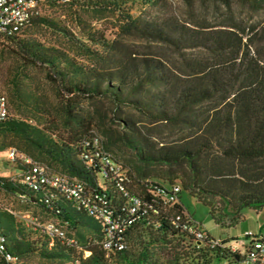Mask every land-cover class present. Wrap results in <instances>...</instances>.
<instances>
[{
	"label": "trees",
	"instance_id": "16d2710c",
	"mask_svg": "<svg viewBox=\"0 0 264 264\" xmlns=\"http://www.w3.org/2000/svg\"><path fill=\"white\" fill-rule=\"evenodd\" d=\"M138 1L160 7L162 0ZM246 1L254 10L264 8V0ZM39 2L59 8L77 31L62 25L63 19L35 14L14 31L0 30V42L12 45L22 64L44 68L69 123L64 132L14 118L8 110L0 129L21 141L28 157L81 180L86 193L107 201L114 218H124L128 198L103 176L99 155L84 144L93 136L89 133L91 122L74 112L80 100L105 98L111 107L110 119L123 129L119 135L122 145L133 152L142 168L154 167L157 172L137 171L140 189L134 192L129 188V192L140 195L151 207L123 231V249L105 251L100 246L104 226L97 216L44 184L34 187L25 183L22 175L27 166L9 160L20 178L12 181L0 176V189L40 209L70 231L67 236L75 237L78 228L92 235L78 233L84 238L83 242L74 238L79 249L25 225L8 209H0L2 262L5 254L16 258L14 264L32 255L66 264H209L214 257L234 264L246 260V244L241 252L240 248L232 250L227 239H218L213 247L206 241L198 243L173 220L175 214L185 218L181 202L164 204L163 200L173 184L207 205L202 195L218 196L224 206L218 213L210 207V214H217L215 219L220 222L222 216L237 218L244 209L264 206V19L246 26H197L175 17L133 15L127 4L134 0H37L36 4ZM222 2L227 4V0ZM104 14L118 22L115 38L93 25ZM38 26L67 38L77 57L40 39L18 37L29 27ZM122 35L162 43L175 52L177 62L153 53L126 52L118 41ZM105 59L111 64L101 66ZM18 96L35 114H47L33 97L25 99L20 92ZM156 127L176 129L181 134L167 139L148 131ZM3 149L0 146V151ZM101 149L107 151L106 147ZM118 163L132 180L127 168ZM178 173L183 175L181 179H176ZM157 189L160 192L154 194ZM139 237V253L132 259L131 240ZM83 250L89 252L85 257Z\"/></svg>",
	"mask_w": 264,
	"mask_h": 264
},
{
	"label": "rangeland",
	"instance_id": "374dc122",
	"mask_svg": "<svg viewBox=\"0 0 264 264\" xmlns=\"http://www.w3.org/2000/svg\"><path fill=\"white\" fill-rule=\"evenodd\" d=\"M127 6H129L130 13L133 15L141 14L143 17L158 16L160 18L175 17L197 26H219L229 25L230 23L246 26L251 21L256 22L264 19V8L254 10L246 0H227L226 5L223 4L222 0H162L160 7L143 5L138 0H134V2H128ZM35 10L40 16H48L57 21L65 20V23L62 22V25H65L67 29L74 28L71 20L65 17V15H61L62 11L59 8L50 7L45 2H39L36 4ZM104 15L102 20L93 22V25L104 29L108 37L115 38L118 22L115 17L109 14ZM73 30L77 31L75 28ZM18 37L40 39L45 43L58 46L69 55L77 57L75 46L63 35L46 26L29 27L19 34ZM118 41H120L122 48L126 52L136 50L139 53H153L171 63L177 62L178 59L175 52H172L169 47L162 43L149 42L139 37L123 35L118 37ZM107 60L109 59H105L104 62L100 61V65H106L107 63L108 66L111 64V62L108 64ZM44 71L43 67L22 64L14 55L12 45L7 41L0 42V94L7 98L9 114L14 118L27 119L32 123L64 131V129H67L66 125L69 122L64 118L63 102L58 98L54 84L45 77ZM18 92L25 99L28 95L36 99L47 114H35L19 98ZM77 105L74 112L77 113L78 117H83L84 121L89 120L91 122L89 133L97 138L98 143L102 147L107 148L106 152L113 160L122 163L131 174L132 180H128L126 183L128 188L134 192L139 191L140 176L137 171L157 172V170L154 167L142 168L135 159L133 152L122 145L119 135L123 129L114 125L110 119L111 107L109 101L105 98L83 99L78 101ZM143 129L147 131L145 128ZM148 131L154 135L160 134L159 137H166L167 139L176 138L181 134L176 129L162 127H156L154 130ZM0 146L4 147L0 151V176L12 181H18L20 176L18 170L11 164V160L8 158V149L13 147L26 155L29 154L23 150L21 141L2 129H0ZM30 157L45 165L39 159L33 156ZM49 170L51 169L49 168ZM159 171L164 172L162 170ZM182 177L183 175L178 173L176 179H181ZM148 179L161 180L159 177H149ZM201 197L210 206L192 196L188 190L182 189L179 193V201L184 207L185 215L188 217L191 225L200 231L207 232L211 237L225 238L230 244L236 243V247H240L241 252H244V248L243 246H239V242L248 241L249 237L244 235L245 231L250 230L256 234L260 227L264 229V206L256 211L244 209L237 218L231 217V215L222 216L223 221L220 222L218 219H215L217 214L214 217L210 214V207L218 213L224 206L222 199L218 196L207 194ZM0 209L19 211L17 216L21 219L24 217L26 224L29 219L38 223L50 221V218L42 213L40 209L20 201L13 193L5 192L2 189H0ZM63 229L71 235L70 231H67L64 227ZM78 233L83 237L92 235L90 231L83 228H78L77 232L74 230L73 234L79 242H83L84 238H80ZM140 239L141 237L131 240L129 254L132 259L139 253L140 245L138 241ZM82 254L84 257L86 256V253L82 252ZM20 263L66 264V262H62L61 260H46L36 255L22 259ZM0 264H4L1 258ZM209 264H228V260L223 257H214ZM234 264L251 263L247 260H241Z\"/></svg>",
	"mask_w": 264,
	"mask_h": 264
},
{
	"label": "built area",
	"instance_id": "2783aa9c",
	"mask_svg": "<svg viewBox=\"0 0 264 264\" xmlns=\"http://www.w3.org/2000/svg\"><path fill=\"white\" fill-rule=\"evenodd\" d=\"M36 1L0 0V30L6 32L14 31L27 19L37 14L35 10ZM8 116L7 99L0 94V121L5 120ZM84 144L91 145L94 148L95 155H99L103 176L109 177L114 182L117 190L127 196L129 202L127 215L124 218H114L107 201L98 194L86 193L84 183L81 180L51 171L42 163L32 160L13 147L8 149V158L11 161H18L27 166L26 171L22 175L25 183L34 187L35 185L44 184L49 189L58 192L65 199L74 201L86 213L97 216L104 226V237L100 241V246L103 250L108 251L112 247L121 250L124 248L121 234L138 215L145 212L151 205L144 201L140 195L129 192L130 190L126 184L129 178L125 170L106 151L101 149V144L98 143L94 135L86 139ZM179 191L180 186L178 184L171 185L165 193L163 203L177 202L179 200ZM159 192L160 189H157L154 194ZM173 220L178 227L192 235L198 243L206 241L210 247L218 243V239L211 237L207 232L194 228L186 215L184 218L180 214H175ZM28 222L26 225L38 228L49 236L59 237L66 245H72L80 249L74 237L67 236L63 226L58 222L50 220L45 223H38L32 219H29ZM244 235L249 237L246 242V260L251 264H264V231L255 234L249 230L245 231ZM235 244H230L232 250L238 249ZM0 248H2L1 245ZM83 252L86 253V256L89 254L86 250H83ZM3 260L5 264H14L16 262V258L8 254L4 255Z\"/></svg>",
	"mask_w": 264,
	"mask_h": 264
},
{
	"label": "crops",
	"instance_id": "0c3cea01",
	"mask_svg": "<svg viewBox=\"0 0 264 264\" xmlns=\"http://www.w3.org/2000/svg\"><path fill=\"white\" fill-rule=\"evenodd\" d=\"M9 211H11V210H9ZM254 211H256V210H254ZM11 212L14 213L15 215L19 214V211L12 210ZM22 217H23V216H22ZM20 219H21V218H20ZM21 221L26 225V219H24V217H23V219H21ZM263 231H264V229L260 227V229L258 230L257 233H260V232H263ZM253 233H254V232H253ZM216 239L225 240V238H221V237H220V238L217 237ZM246 242H247V241H241V242H239V246H243V245H245ZM231 244H232V243H231ZM239 248H240V247H239Z\"/></svg>",
	"mask_w": 264,
	"mask_h": 264
}]
</instances>
